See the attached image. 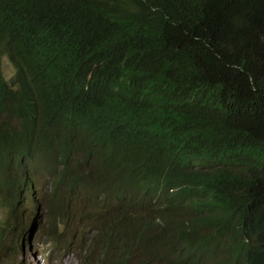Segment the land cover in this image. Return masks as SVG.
<instances>
[{
    "label": "trees",
    "instance_id": "1",
    "mask_svg": "<svg viewBox=\"0 0 264 264\" xmlns=\"http://www.w3.org/2000/svg\"><path fill=\"white\" fill-rule=\"evenodd\" d=\"M135 129L171 161L137 182ZM262 150L264 0H0V181L41 174L79 264H264Z\"/></svg>",
    "mask_w": 264,
    "mask_h": 264
},
{
    "label": "clouds",
    "instance_id": "2",
    "mask_svg": "<svg viewBox=\"0 0 264 264\" xmlns=\"http://www.w3.org/2000/svg\"><path fill=\"white\" fill-rule=\"evenodd\" d=\"M9 61V60H8ZM10 63V62H9ZM11 65V64H10ZM12 67V66H11ZM13 69V68H12ZM14 71V69H13ZM3 73V72H2ZM15 74V73H14ZM4 76V74H3ZM5 79V78H4ZM7 85L10 86L12 89H16L15 85V77L14 75L11 77L10 80L5 79ZM8 86V87H9ZM86 107V103H82V107ZM19 108L23 110L26 115L27 120L29 121H37L42 117L44 107L37 106L35 103V95L31 96L30 98L22 101L19 104ZM101 129V128H99ZM127 135H125V142L129 149V162L132 171H136L135 178L136 182L144 176L154 172L158 174L160 171L166 172L171 165V161L164 156L161 148L159 145L155 143V139L150 137L147 129L145 131H137L129 130L127 131ZM97 140L99 143V149L104 150L110 147L113 143L119 142V140L111 141L104 135L97 134ZM90 147L96 146L95 141L91 138ZM264 154V150L258 153V157ZM56 172L62 170L59 165H56ZM74 168H70L69 172H73ZM141 175V176H139ZM6 179L0 181V200L5 202L6 207L8 210L13 213L14 210L19 211L21 210L18 207V204L21 203L22 212L26 209L32 213V199L33 204L37 205L38 210V223L39 229H46V234L42 236V241L37 248V240L34 244L30 245V235L29 232L31 231L29 227L26 229L25 233L22 234V243L20 245V249L22 255H24V241L27 242L26 248L31 255L33 264H50L55 263L56 253L59 250L63 252L69 250L66 255H72L77 263L79 264L78 259L75 256L76 247L78 245V240L83 235L82 230L72 228L68 229L65 233L64 222L61 216L52 208L51 203L48 199V182L44 180L40 173L37 171L30 169L21 172H14L4 175ZM40 186L43 190V205L38 201L35 187ZM33 193L32 198L28 197V194ZM25 202V203H24ZM45 208V213L41 214V209ZM11 217V216H10ZM6 221V224L8 223ZM48 221L49 223H46ZM5 224V225H6ZM35 224V223H34ZM79 232V238L73 234V231ZM5 229H0V251L3 248V235ZM85 232V228H83V233ZM65 234V235H64ZM64 239V240H63ZM5 240H10L8 236ZM63 240V241H62ZM35 245V246H34ZM0 264H7V263H0Z\"/></svg>",
    "mask_w": 264,
    "mask_h": 264
},
{
    "label": "rangeland",
    "instance_id": "3",
    "mask_svg": "<svg viewBox=\"0 0 264 264\" xmlns=\"http://www.w3.org/2000/svg\"><path fill=\"white\" fill-rule=\"evenodd\" d=\"M1 66L2 72L4 74V78L10 80L11 77L14 75V71L8 61L6 56L1 58ZM36 195L38 201L43 205L42 197H43V190L40 186L35 187ZM33 193L30 192L28 197L32 198ZM31 208L32 213L29 210H25L22 212L21 203L18 204L21 210L17 211L14 210L11 213L8 208L6 207L5 202L0 200V229H5L3 235V248L0 251V263H7V264H33L31 255L29 254L26 244L27 242L24 241V255H22L20 245L22 243V234L25 233L26 229L29 227L31 230L29 232L30 240L29 243L32 247L34 242L37 240L36 247H39V244L42 241V236L46 234V229H39L38 223V210L37 205L34 203L32 199ZM25 203V202H24ZM45 213V208L41 209V214ZM11 216V217H10ZM6 224V221L8 220ZM35 223V224H34ZM46 223H49L46 221ZM6 224V225H5ZM10 237V240H5L7 237ZM35 246V245H34ZM50 264H78L75 258L72 255H63V258L60 260H55V263Z\"/></svg>",
    "mask_w": 264,
    "mask_h": 264
}]
</instances>
